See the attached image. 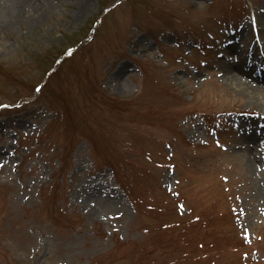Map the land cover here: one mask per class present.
I'll return each instance as SVG.
<instances>
[{
	"label": "rangeland",
	"instance_id": "1",
	"mask_svg": "<svg viewBox=\"0 0 264 264\" xmlns=\"http://www.w3.org/2000/svg\"><path fill=\"white\" fill-rule=\"evenodd\" d=\"M33 4L0 3V264H264V95L223 76L264 80V0Z\"/></svg>",
	"mask_w": 264,
	"mask_h": 264
},
{
	"label": "bare ground",
	"instance_id": "2",
	"mask_svg": "<svg viewBox=\"0 0 264 264\" xmlns=\"http://www.w3.org/2000/svg\"><path fill=\"white\" fill-rule=\"evenodd\" d=\"M6 1L12 4V8L17 10L18 6L28 5L31 2L37 7L41 1L50 0H0V3H5ZM37 9V8H36ZM13 13V12H12ZM243 63H230L225 66L224 78L229 83V85L238 88L239 90L252 95H264V80L257 75L254 67L258 65L259 62L255 61L253 57L248 58L247 61L243 60ZM248 66H251L248 68ZM256 161L254 159H249L248 166L253 169L256 166ZM94 188L91 189V191Z\"/></svg>",
	"mask_w": 264,
	"mask_h": 264
}]
</instances>
